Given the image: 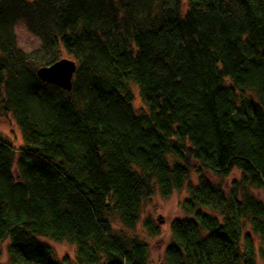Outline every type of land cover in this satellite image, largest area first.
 Wrapping results in <instances>:
<instances>
[{
    "label": "trees",
    "instance_id": "obj_1",
    "mask_svg": "<svg viewBox=\"0 0 264 264\" xmlns=\"http://www.w3.org/2000/svg\"><path fill=\"white\" fill-rule=\"evenodd\" d=\"M183 5L0 0V113L24 140L15 149L0 137L9 264H149L148 243L116 232L109 216L134 229L154 185L163 197L182 189L191 161L198 184L170 224L166 264H257L264 202L249 188L264 190V0ZM20 21L41 39L40 60L17 48ZM63 53L77 63L71 91L37 76ZM234 169L243 176L227 193L204 173ZM144 228L161 232L149 219ZM39 237L74 244V262Z\"/></svg>",
    "mask_w": 264,
    "mask_h": 264
},
{
    "label": "rangeland",
    "instance_id": "obj_2",
    "mask_svg": "<svg viewBox=\"0 0 264 264\" xmlns=\"http://www.w3.org/2000/svg\"><path fill=\"white\" fill-rule=\"evenodd\" d=\"M184 1L183 10L186 9V0ZM17 48L25 54L28 59L37 61V52L41 46V39L31 32L23 21H20L15 26ZM63 57L71 58L63 53ZM229 83V81H226ZM134 93V109L138 114L147 112L143 99L140 96L139 88L136 84L132 85ZM0 137L9 142L15 149L20 148L24 144L22 131L14 118L12 113H0ZM180 161L178 158H171V162ZM192 170L184 187L180 190L174 191L171 195L163 197L160 194L158 184L154 185L155 195L145 202L134 229H127L121 222L118 213L110 214L109 218L112 227L116 232H126L130 236H138L145 240L149 245L148 261L149 264H166L165 251L167 246L171 243L170 224L175 219L185 217L181 209L182 202L189 196V185L196 186L199 178V166L194 161H191ZM205 175L208 176L214 184H222L224 191H230L233 182H240L243 173L239 169H234L230 175L224 179L218 177L211 171L205 170ZM250 192L258 199L264 202V190L251 187ZM151 220L154 224L160 227L159 235H152L144 228V221ZM251 232L249 228L246 230ZM256 243V262L257 264H264V256L261 253L264 251V243L258 240L257 236H253ZM41 242L49 245L55 258L62 259L65 256L71 258L74 262L76 246L66 241H55L47 237H39ZM10 239L4 240L0 243V264H9L8 247ZM75 264V263H74Z\"/></svg>",
    "mask_w": 264,
    "mask_h": 264
},
{
    "label": "water",
    "instance_id": "obj_3",
    "mask_svg": "<svg viewBox=\"0 0 264 264\" xmlns=\"http://www.w3.org/2000/svg\"><path fill=\"white\" fill-rule=\"evenodd\" d=\"M76 70V61L63 57L50 65L39 67L37 69V76L45 83L56 85L66 91H71Z\"/></svg>",
    "mask_w": 264,
    "mask_h": 264
}]
</instances>
